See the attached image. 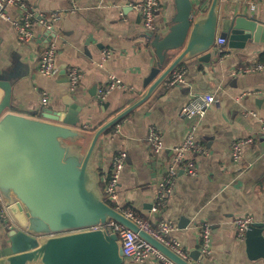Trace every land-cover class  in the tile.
<instances>
[{
    "label": "crops",
    "instance_id": "crops-1",
    "mask_svg": "<svg viewBox=\"0 0 264 264\" xmlns=\"http://www.w3.org/2000/svg\"><path fill=\"white\" fill-rule=\"evenodd\" d=\"M135 1L141 0H76L74 7L71 0H24L35 35L25 43L18 42L11 23L0 18V78L11 84L12 105L7 110L42 117V89L50 97L47 107L53 109L63 108V100L69 96L80 107L76 126L85 134L86 148L99 125L146 89L143 79L154 52L140 13L130 5ZM192 1L198 15L206 11L210 0ZM4 9L10 15L21 13L16 6ZM218 9L221 15L244 12L264 21V0H219ZM173 11L172 0H160L154 33L165 31V21ZM52 12L57 17L53 31L48 33L36 20L49 18ZM49 35L58 45L57 70L44 77L37 65ZM225 46L224 54L216 51L207 62L184 59L178 65L184 69L183 81L171 87L162 82L145 101L107 129L95 144L92 163L102 186L112 155L118 148L125 150L118 197L112 203L131 208L152 225L159 219L172 221V235L180 241L187 257L191 250L201 249L200 228L206 222L211 235L210 253L204 255L200 250L204 264H264V258L247 257L244 237L238 236L234 222L244 215L252 216L257 223L264 219V132L259 120L264 117V73H231L236 66L264 61L260 56L264 44L249 42L236 49L225 41ZM72 66L81 71L82 77L71 90L66 70ZM108 73L123 83L100 99L97 91L107 83ZM204 92L212 94L215 100L203 115L180 114V107L192 94ZM149 126L160 132L162 148L157 152L146 140ZM189 129L204 149L185 153L194 163L196 173L188 174L178 165L172 190L152 212L150 208L156 203L173 147ZM239 138L250 140L243 144L240 158L233 161L231 144ZM4 236L0 223V247L5 243ZM157 262L149 259L143 264Z\"/></svg>",
    "mask_w": 264,
    "mask_h": 264
},
{
    "label": "water",
    "instance_id": "water-1",
    "mask_svg": "<svg viewBox=\"0 0 264 264\" xmlns=\"http://www.w3.org/2000/svg\"><path fill=\"white\" fill-rule=\"evenodd\" d=\"M172 2L165 31L147 33L154 59L143 79L145 91L99 125L86 148L85 134L76 126L80 107L71 97L64 98L63 108H42V117L23 115L7 110L11 84L0 78V194L11 222L3 221L6 240L0 264H126L115 232L89 228L109 219L137 233L175 264H204L199 249L182 257L109 204L92 163L98 138L145 101L184 59L210 60L216 54V37L236 49L249 42L264 44V21L252 14L221 15L219 0H210L197 15L192 0ZM244 242L249 259L264 258L262 223L249 224Z\"/></svg>",
    "mask_w": 264,
    "mask_h": 264
},
{
    "label": "built area",
    "instance_id": "built-area-1",
    "mask_svg": "<svg viewBox=\"0 0 264 264\" xmlns=\"http://www.w3.org/2000/svg\"><path fill=\"white\" fill-rule=\"evenodd\" d=\"M225 1V0H222ZM72 4L76 5V0H71ZM130 5L140 13L143 27L148 31H154L156 29L155 12L160 7V0H141L130 3ZM7 6H16L21 9L20 14L10 15L4 9ZM57 17V13L52 12L49 18L38 17L37 22L43 26L44 29L51 33L53 31V22ZM0 18L8 20L14 28L17 41L21 43L30 42L34 38V31L32 29L31 14L26 9L24 0H0ZM58 45L49 35L48 41L45 43L44 48L40 54L37 69L38 72L44 76H52L57 70L55 64V54L57 52ZM214 48L217 52L224 54L226 50L225 40L223 38L216 37L214 41ZM264 73V61H253L245 65H239L231 69L232 74L243 75L248 73ZM66 76L69 83V88L72 90L82 77L81 71L76 67H68L66 70ZM184 79V69L182 67H175L172 72L164 79V85L166 87L174 86L181 83ZM122 80L112 73L107 74V83L100 87L97 91V95L100 99H105L106 95L115 87L122 85ZM50 97L45 89L40 91L39 104L40 108L47 107ZM215 100V97L210 93H194L187 101L180 107L179 112L183 116H199L203 115L207 107ZM250 114L255 115L250 111ZM246 113V114H249ZM261 129L264 132V117H260ZM146 140L150 143L151 147L157 152L162 148V139L160 132L153 126H149L146 134ZM248 138H239L232 142L230 156L233 161H237L242 152V146L248 142ZM191 150L193 152L203 151V146L196 142L193 136V130L189 129L184 139L173 147V154L171 162L168 165L167 173L164 176L162 182H160L158 191L156 193V203L152 204L150 210L152 212L157 211L159 204H162L165 196L172 190L173 176L177 171V166H181L183 170L188 174H195L196 168L194 163L185 157V153ZM127 157L125 150L118 148L112 155L109 173L103 178V184L101 190L106 200L116 202L118 197L117 184L121 176L122 169ZM125 216L135 221L140 227L152 234L155 238L162 243L170 247L176 253L182 257L187 258V253L182 247L180 241L172 235L174 225L172 221L166 219L156 220L154 225L143 217L137 215L131 208L114 205ZM0 217L8 225H10V219L7 211V205L5 204L0 194ZM234 222L237 226V233L239 237H244V232L253 222V218L250 215H244L236 217ZM103 227L108 232H115L121 241V247L124 258L126 260L134 261L136 263H145L149 259H155L161 264H175L164 256L158 249L153 247L149 242L141 238L137 233L124 225L118 223L113 219H109L105 223H100L89 228ZM263 233H264V219L262 221ZM200 235L202 240L201 252L206 255L210 253V235L211 229L208 223H203L200 228Z\"/></svg>",
    "mask_w": 264,
    "mask_h": 264
},
{
    "label": "trees",
    "instance_id": "trees-1",
    "mask_svg": "<svg viewBox=\"0 0 264 264\" xmlns=\"http://www.w3.org/2000/svg\"><path fill=\"white\" fill-rule=\"evenodd\" d=\"M261 60H264V53H262L261 55ZM101 185V184H100ZM100 187H102V186H100ZM109 204H111L112 206L114 205L110 200H106ZM132 261H130V260H126V264H132L131 263Z\"/></svg>",
    "mask_w": 264,
    "mask_h": 264
},
{
    "label": "rangeland",
    "instance_id": "rangeland-1",
    "mask_svg": "<svg viewBox=\"0 0 264 264\" xmlns=\"http://www.w3.org/2000/svg\"><path fill=\"white\" fill-rule=\"evenodd\" d=\"M0 223L3 224V219L1 217H0ZM157 264H161V263L158 261Z\"/></svg>",
    "mask_w": 264,
    "mask_h": 264
}]
</instances>
